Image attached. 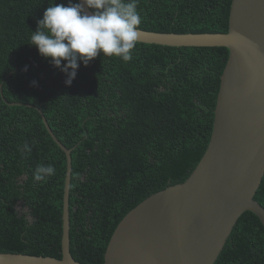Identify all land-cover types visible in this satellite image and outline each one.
I'll list each match as a JSON object with an SVG mask.
<instances>
[{"label":"trees","instance_id":"trees-1","mask_svg":"<svg viewBox=\"0 0 264 264\" xmlns=\"http://www.w3.org/2000/svg\"><path fill=\"white\" fill-rule=\"evenodd\" d=\"M53 3L68 0H0V252L61 258L65 154L26 105L33 104L72 148L70 254L81 264H103L123 216L184 181L204 153L228 50L138 42L128 62L104 55L78 62L66 86L65 74L29 45ZM230 3L138 0V28L224 33ZM40 163L55 168L45 182L33 179ZM253 198L264 207V175ZM213 264H264V228L252 212L238 217Z\"/></svg>","mask_w":264,"mask_h":264},{"label":"water","instance_id":"water-1","mask_svg":"<svg viewBox=\"0 0 264 264\" xmlns=\"http://www.w3.org/2000/svg\"><path fill=\"white\" fill-rule=\"evenodd\" d=\"M138 31L139 42L223 46L228 56L201 158L184 181L150 194L123 216L103 264H213L243 212H252L264 228V207L253 198L264 175V0H231L224 33ZM26 105L39 112L65 154L61 258L0 252V264H81L69 251L72 148L56 138L39 107Z\"/></svg>","mask_w":264,"mask_h":264},{"label":"clouds","instance_id":"clouds-1","mask_svg":"<svg viewBox=\"0 0 264 264\" xmlns=\"http://www.w3.org/2000/svg\"><path fill=\"white\" fill-rule=\"evenodd\" d=\"M85 7L93 10L92 13L85 12ZM141 21L138 0L53 3L36 21L29 45L35 46L39 55L59 68L66 76L65 85L71 86L80 66L78 62L87 66L98 55L130 61L132 50L139 42ZM23 150L30 153L32 145L26 141ZM53 175L55 168L51 164H37L33 171V179L37 182H45Z\"/></svg>","mask_w":264,"mask_h":264}]
</instances>
